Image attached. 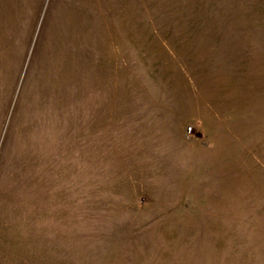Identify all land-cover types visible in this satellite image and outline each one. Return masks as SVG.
<instances>
[{"label":"rangeland","instance_id":"1","mask_svg":"<svg viewBox=\"0 0 264 264\" xmlns=\"http://www.w3.org/2000/svg\"><path fill=\"white\" fill-rule=\"evenodd\" d=\"M0 264H264V0H0Z\"/></svg>","mask_w":264,"mask_h":264}]
</instances>
